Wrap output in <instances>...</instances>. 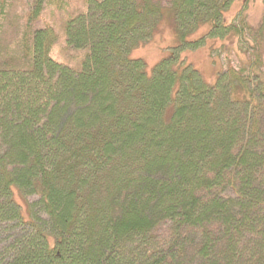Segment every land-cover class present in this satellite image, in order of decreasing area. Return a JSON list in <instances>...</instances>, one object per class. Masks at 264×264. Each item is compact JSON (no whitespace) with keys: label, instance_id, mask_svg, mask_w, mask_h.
I'll return each mask as SVG.
<instances>
[{"label":"trees","instance_id":"16d2710c","mask_svg":"<svg viewBox=\"0 0 264 264\" xmlns=\"http://www.w3.org/2000/svg\"><path fill=\"white\" fill-rule=\"evenodd\" d=\"M252 1L169 0L179 44L148 75L128 54L159 1L0 0V264H264ZM207 39L244 56L214 85L181 51Z\"/></svg>","mask_w":264,"mask_h":264},{"label":"rangeland","instance_id":"374dc122","mask_svg":"<svg viewBox=\"0 0 264 264\" xmlns=\"http://www.w3.org/2000/svg\"><path fill=\"white\" fill-rule=\"evenodd\" d=\"M78 7H81L83 0H72ZM159 1L161 6V14L157 23L153 27L151 35L143 43L138 44L132 48L128 54L130 58H139L144 62L148 75L152 74L155 64L164 57H167L174 52V48L179 44V39L175 31L174 15L169 8V0H155ZM71 2V0H70ZM240 4L234 2L226 10L228 20L233 18L239 8ZM263 2L262 0H253L247 8L246 16L247 23L250 28H257L262 20ZM59 48L58 54H66L68 57H73L74 54L66 50V47L61 42L56 45V50ZM220 46H230L229 39L225 42L216 39H207L205 45L197 49H184L182 55L188 62L199 72L203 81L208 85H214L218 72L222 69L223 64L230 62V64L237 66L239 59L244 57L239 50L226 53L222 51ZM69 49V48H67ZM215 49V50H213ZM218 49V50H216ZM212 50L214 52H212ZM172 111V105H168L166 109V117H169ZM36 199L35 196H20L16 194V201L22 204L23 217L28 216V210L25 208L26 202ZM51 245V244H50Z\"/></svg>","mask_w":264,"mask_h":264}]
</instances>
